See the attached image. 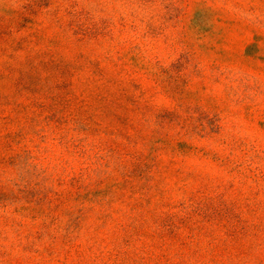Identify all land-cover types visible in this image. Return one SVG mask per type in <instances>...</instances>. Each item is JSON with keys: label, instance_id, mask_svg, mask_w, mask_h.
Masks as SVG:
<instances>
[{"label": "rangeland", "instance_id": "1", "mask_svg": "<svg viewBox=\"0 0 264 264\" xmlns=\"http://www.w3.org/2000/svg\"><path fill=\"white\" fill-rule=\"evenodd\" d=\"M0 264H264V0H0Z\"/></svg>", "mask_w": 264, "mask_h": 264}]
</instances>
